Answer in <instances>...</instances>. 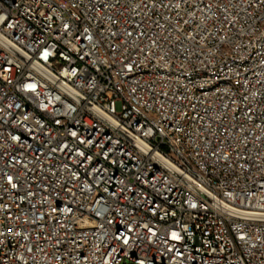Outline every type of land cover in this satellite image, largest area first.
<instances>
[{"label":"built area","instance_id":"1","mask_svg":"<svg viewBox=\"0 0 264 264\" xmlns=\"http://www.w3.org/2000/svg\"><path fill=\"white\" fill-rule=\"evenodd\" d=\"M264 264V0H0V264Z\"/></svg>","mask_w":264,"mask_h":264},{"label":"rangeland","instance_id":"2","mask_svg":"<svg viewBox=\"0 0 264 264\" xmlns=\"http://www.w3.org/2000/svg\"><path fill=\"white\" fill-rule=\"evenodd\" d=\"M122 264H131L130 262H124V263H122Z\"/></svg>","mask_w":264,"mask_h":264}]
</instances>
